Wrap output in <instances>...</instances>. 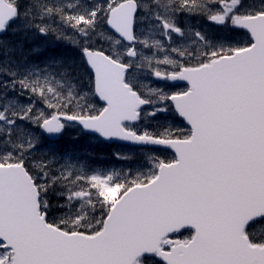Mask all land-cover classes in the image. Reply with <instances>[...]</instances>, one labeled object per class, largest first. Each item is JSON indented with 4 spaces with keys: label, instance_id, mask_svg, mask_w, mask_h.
Returning a JSON list of instances; mask_svg holds the SVG:
<instances>
[{
    "label": "snow or ice",
    "instance_id": "6c2138e0",
    "mask_svg": "<svg viewBox=\"0 0 264 264\" xmlns=\"http://www.w3.org/2000/svg\"><path fill=\"white\" fill-rule=\"evenodd\" d=\"M12 30L83 75L0 39V264H264V0H0ZM69 124L125 166L37 154Z\"/></svg>",
    "mask_w": 264,
    "mask_h": 264
},
{
    "label": "rangeland",
    "instance_id": "374dc122",
    "mask_svg": "<svg viewBox=\"0 0 264 264\" xmlns=\"http://www.w3.org/2000/svg\"><path fill=\"white\" fill-rule=\"evenodd\" d=\"M30 35H32V34H30ZM62 53H64V54H68V52H66V51H64V50H60ZM70 58L72 59V55L70 54ZM72 129V127L70 126V127H67V130L66 131H69V130H71ZM71 132H78V130L77 129H75V128H73L72 130H71ZM37 135H38V140L40 139V135L37 133ZM78 135L77 134H73L72 135V137H77ZM92 137V138H91ZM93 138H97V137H95V136H87V137H85L84 136V139H88V142H92V141H94L95 142V140L93 139ZM47 149V150H46ZM50 149H54V150H56L57 152H60V153H67V154H70V155H72V156H74V157H76L77 158V155L74 153V151L72 150V149H64V148H62V149H59V148H57V147H55V148H45V149H42V148H38V151H40V152H38V153H47ZM119 149V152L120 153H124V154H131L132 153V151H133V149H131V147H129V146H125V145H122L121 147H119L118 148ZM125 166V164H123L121 167H124ZM121 167H117L116 169H119V168H121Z\"/></svg>",
    "mask_w": 264,
    "mask_h": 264
},
{
    "label": "trees",
    "instance_id": "16d2710c",
    "mask_svg": "<svg viewBox=\"0 0 264 264\" xmlns=\"http://www.w3.org/2000/svg\"><path fill=\"white\" fill-rule=\"evenodd\" d=\"M17 48H20V45H17ZM26 53H27V56H29L28 58H30V60L37 61V60L44 59L47 56V54H48V50L46 48L43 51H40V52L39 51H31V50L28 51L27 50ZM68 57H69V55L65 57V54H64V58H62V59L66 60ZM82 148H83V146H82ZM90 158L95 159L96 157H94L93 154L90 153Z\"/></svg>",
    "mask_w": 264,
    "mask_h": 264
},
{
    "label": "flooded vegetation",
    "instance_id": "af4514ba",
    "mask_svg": "<svg viewBox=\"0 0 264 264\" xmlns=\"http://www.w3.org/2000/svg\"><path fill=\"white\" fill-rule=\"evenodd\" d=\"M193 22H194V26H191V25L187 24V23L184 22V21H180L179 23H180L182 26L195 27V28H198V29H200V30L206 32V33H210V31H209V26H205V25H204V22L202 23L201 20H200V18L195 17ZM190 23H191V22H190ZM191 24H192V23H191ZM210 34H211V33H210Z\"/></svg>",
    "mask_w": 264,
    "mask_h": 264
}]
</instances>
